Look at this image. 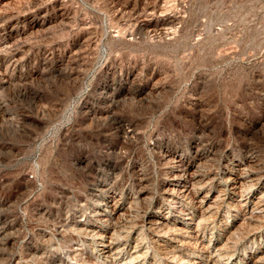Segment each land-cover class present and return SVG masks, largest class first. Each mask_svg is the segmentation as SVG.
I'll list each match as a JSON object with an SVG mask.
<instances>
[{
  "label": "rangeland",
  "instance_id": "rangeland-1",
  "mask_svg": "<svg viewBox=\"0 0 264 264\" xmlns=\"http://www.w3.org/2000/svg\"><path fill=\"white\" fill-rule=\"evenodd\" d=\"M0 28V264H120L105 229L137 264H264V0H0Z\"/></svg>",
  "mask_w": 264,
  "mask_h": 264
},
{
  "label": "bare ground",
  "instance_id": "bare-ground-1",
  "mask_svg": "<svg viewBox=\"0 0 264 264\" xmlns=\"http://www.w3.org/2000/svg\"><path fill=\"white\" fill-rule=\"evenodd\" d=\"M161 6V5H160ZM159 6V7H160ZM140 8V7H139ZM66 10V9H65ZM140 10V9H139ZM157 12V11H156ZM11 15V14H10ZM137 15V14H136ZM7 16V15H6ZM46 16V15H45ZM44 16V17H45ZM65 17V16H64ZM138 17V16H137ZM29 18V17H28ZM164 18V17H163ZM56 20V19H55ZM154 21V20H153ZM35 22V21H34ZM46 23V22H45ZM7 24V23H6ZM38 24V23H37ZM36 24V25H37ZM41 24V23H40ZM135 24V23H134ZM6 26V25H5ZM17 26V25H16ZM42 27V26H41ZM46 28V27H45ZM140 28V27H139ZM2 29V28H0ZM151 29V28H150ZM9 31V30H8ZM17 32V31H16ZM25 32V31H24ZM14 33V32H13ZM5 34V33H4ZM22 34V33H21ZM20 34V35H21ZM17 36V35H16ZM116 36V35H115ZM122 36V34H121ZM91 37V36H90ZM124 37V36H123ZM20 38V37H19ZM87 39V38H86ZM85 39V40H86ZM24 41V40H23ZM87 43V42H86ZM15 47V46H14ZM11 48V47H10ZM9 49V48H8ZM46 49V48H45ZM14 50V49H13ZM5 51V50H4ZM14 53V52H13ZM19 53V52H18ZM16 56V55H15ZM48 56V55H47ZM29 58V57H28ZM27 59V58H26ZM6 60V59H5ZM4 61V60H3ZM4 63V62H3ZM47 63V62H46ZM50 63V61H49ZM59 63V62H58ZM6 64V63H5ZM60 67V66H59ZM3 71V69H2ZM10 71V70H9ZM21 73V72H20ZM114 73V72H113ZM111 74V73H110ZM120 75V74H119ZM131 75V74H130ZM133 75V74H132ZM12 76V75H11ZM17 76V75H15ZM19 79V78H18ZM5 80V79H3ZM131 82V81H130ZM18 83V82H17ZM115 83V82H114ZM4 85V84H3ZM149 85V84H148ZM152 85V84H151ZM155 85V84H154ZM149 89V88H148ZM107 90V89H106ZM92 107V106H91ZM101 109V108H100ZM93 110V109H92ZM107 112V111H106ZM110 112V111H109ZM99 114V113H98ZM102 114V113H101ZM93 116V115H92ZM26 121V120H25ZM113 121V120H112ZM122 122V121H121ZM17 123V122H16ZM23 123V122H22ZM28 123V122H27ZM37 123V122H36ZM33 124V123H32ZM130 125V124H129ZM134 125V124H133ZM19 126V125H18ZM130 127V126H129ZM17 128V127H16ZM113 129V128H112ZM121 132V131H120ZM33 134V133H32ZM24 136V135H23ZM103 137V136H102ZM24 139V137H23ZM6 147V145H5ZM8 149V147H7ZM204 150V149H203ZM209 151V150H208ZM5 152V150H4ZM208 153V152H207ZM182 155V154H181ZM208 156V155H207ZM176 158V157H175ZM187 159V158H186ZM199 160V159H198ZM247 160V159H246ZM181 161V160H180ZM252 161V160H251ZM191 162V161H190ZM171 163V162H170ZM186 163V162H185ZM255 163V162H254ZM253 163V164H254ZM237 169V168H236ZM194 170V169H193ZM240 170V169H239ZM210 171V170H209ZM246 172V171H244ZM202 173V172H201ZM207 173V172H206ZM137 174V173H136ZM180 174V173H179ZM224 174V173H223ZM235 174V173H234ZM144 175V174H143ZM168 175V174H167ZM211 175V174H210ZM231 175V174H230ZM233 175V174H232ZM251 175V174H250ZM138 176V175H137ZM177 177V175H175ZM202 176V175H201ZM205 176V175H204ZM199 175L192 172L189 175H179L178 176V181L176 183L177 185V194L179 195L180 198L182 199H190L194 195V193L202 187L201 181L198 180ZM250 177V176H249ZM245 178L244 174L240 173L239 175H234V177L229 179V187L232 190L233 193H238L242 187V181ZM202 180V179H201ZM205 182V181H203ZM167 183V182H166ZM248 184V183H247ZM175 186V185H174ZM141 187V186H140ZM224 188V187H223ZM259 188V187H258ZM264 190V189H263ZM164 191V190H163ZM176 191V190H175ZM225 192V191H224ZM229 192V191H228ZM112 193V192H111ZM165 193V192H164ZM220 193V192H219ZM94 194V193H93ZM111 196V195H110ZM166 196V195H165ZM221 196V195H220ZM229 196V195H228ZM263 196V195H262ZM78 197V196H77ZM247 197V196H246ZM85 198V197H84ZM106 198V197H105ZM216 198V197H215ZM195 199V198H194ZM262 199V198H261ZM95 200V199H94ZM105 200V199H104ZM118 200V199H117ZM248 200V199H247ZM263 200V199H262ZM126 201V200H125ZM239 203L245 201V199L239 194ZM85 202V201H84ZM165 202V201H164ZM174 202V201H173ZM199 202V201H197ZM92 203V202H91ZM189 203V202H188ZM191 203V202H190ZM251 203V202H250ZM75 204V203H74ZM104 204V203H103ZM212 200L204 202V204H199L197 206L198 208V217L201 219L205 217L207 214L211 213L212 210ZM219 204V203H218ZM237 204V203H236ZM243 204V203H242ZM254 204L259 205V208L263 205L260 200H257ZM97 205V204H96ZM216 205V204H214ZM98 206V205H97ZM250 206V205H249ZM123 207V206H122ZM247 207V206H246ZM254 207V205H253ZM74 208V207H73ZM88 208V207H87ZM195 208V207H194ZM108 209V208H107ZM185 209V208H184ZM241 209V208H240ZM256 209V208H255ZM105 210V209H104ZM110 210V209H109ZM175 210V209H174ZM252 210L251 208L249 211ZM112 211V210H111ZM120 211V210H119ZM214 211V210H213ZM264 211V210H263ZM261 211V212H263ZM76 212V211H75ZM172 212V211H171ZM83 213V212H82ZM122 213V212H121ZM190 213V212H189ZM127 214V213H126ZM9 215V214H8ZM98 215L102 216L103 220H107V216L103 215L102 212L98 213ZM112 215V214H111ZM123 215V214H122ZM214 215V214H212ZM257 215V214H256ZM91 216V215H90ZM244 216V215H243ZM182 217V216H181ZM214 217V216H213ZM90 218V217H89ZM243 218V217H242ZM120 219V218H119ZM205 219V218H204ZM251 219V218H250ZM153 220V219H152ZM188 220L185 223V226L183 227V230L186 234V236L190 239H195V241H198L199 234L197 228L193 229L194 226H197L198 221L193 222L192 217H188ZM198 220V219H197ZM243 220V219H242ZM58 221V220H57ZM113 221V220H112ZM119 221V220H118ZM241 221V220H240ZM246 221V220H244ZM257 221V220H256ZM94 222V221H93ZM97 222V221H96ZM168 222V221H167ZM262 222V221H261ZM108 223V222H107ZM98 224V223H97ZM115 223H113L114 225ZM118 224V223H117ZM148 224V223H147ZM155 224V223H154ZM55 225V224H54ZM83 225V224H82ZM109 225V224H108ZM120 225V224H118ZM165 225V224H164ZM172 225V224H171ZM61 226V225H60ZM97 226V225H96ZM168 226V225H167ZM106 227V226H105ZM113 227V226H112ZM118 227V226H116ZM127 227V226H126ZM156 227V226H155ZM175 227V226H174ZM208 227V226H206ZM257 227V226H256ZM98 228V227H97ZM128 228V227H127ZM90 229V228H89ZM132 229V227H131ZM182 229V228H181ZM130 230V229H128ZM178 230V229H177ZM180 230V229H179ZM207 230V229H206ZM127 231V230H126ZM182 231V230H181ZM64 232V231H63ZM73 232V231H72ZM119 232V230H118ZM128 232V231H127ZM172 232V231H171ZM179 232V231H178ZM120 233V232H119ZM124 233V232H123ZM173 233V232H172ZM175 234V233H174ZM179 234V233H178ZM170 235V234H169ZM184 234H182L183 236ZM201 235V234H200ZM135 236V235H134ZM133 236V237H134ZM171 236V235H170ZM158 237V236H157ZM172 237V236H171ZM185 237V236H184ZM55 238V237H54ZM98 251L100 254L103 256V258H107L110 261L113 262H119L120 264H137L139 261V256H138V250L136 248H132V250H129V253L126 256L121 255V247L120 249L116 246V242L114 241V238L112 237V234L110 230H103L100 232H95L92 236ZM125 238V237H124ZM231 238V237H230ZM125 240V239H124ZM165 240V239H164ZM174 240V239H173ZM231 240V239H230ZM61 241V240H60ZM137 241V240H136ZM181 240H179L180 242ZM93 242V243H94ZM178 242V243H179ZM182 242V241H181ZM184 242V241H183ZM182 242V243H183ZM188 242V241H186ZM58 243V242H57ZM175 243V242H174ZM225 243V242H224ZM136 244V243H135ZM140 244V243H139ZM196 244V243H195ZM228 244V243H227ZM51 245V244H50ZM158 245V244H157ZM168 245V244H167ZM189 245V244H188ZM193 245V244H192ZM74 246V245H73ZM89 246V245H88ZM136 246V245H135ZM161 246V245H160ZM72 247V246H71ZM146 247V246H145ZM57 248V247H56ZM55 248V249H56ZM200 248H203V256L195 255L192 257L191 260H189L188 264H210L215 262L218 257L222 254L221 251L218 249H215L214 253L206 247L200 246ZM58 249V248H57ZM71 249V248H70ZM72 250V249H71ZM167 250V249H166ZM171 250V249H170ZM74 251V250H73ZM146 251V250H145ZM148 251V250H147ZM158 251V250H157ZM202 251V250H201ZM52 252V251H51ZM54 252V251H53ZM60 252V251H59ZM90 252V251H89ZM164 252V251H163ZM176 252V251H175ZM225 253V252H224ZM123 254V253H122ZM162 255V254H161ZM165 255V254H163ZM167 255V254H166ZM165 255V257H166ZM170 255V254H169ZM72 256V255H71ZM74 256V255H73ZM172 256V255H171ZM170 256V257H171ZM169 257V258H170ZM222 257V256H221ZM96 258V257H95ZM144 258V257H143ZM160 258V257H159ZM164 258V257H163ZM190 258V257H189ZM90 259V258H89ZM153 259V258H152ZM172 259V258H171ZM222 259V258H221ZM262 259V258H260ZM259 259V260H260ZM73 260V259H72ZM87 260V258H86ZM144 260V259H143ZM174 260V259H173ZM183 260V259H182ZM157 261V260H156ZM160 261V260H159ZM55 262V261H54ZM58 262V261H57ZM185 262V261H184ZM258 262V260H256ZM75 263V262H74ZM92 263V262H91ZM187 263V262H186ZM228 263V262H227ZM66 264V263H65ZM69 264H73L69 262ZM109 264V263H107ZM141 264V263H140ZM157 264V263H156ZM256 264V263H255ZM258 264V263H257Z\"/></svg>",
  "mask_w": 264,
  "mask_h": 264
}]
</instances>
